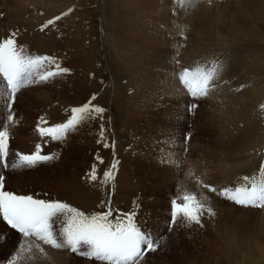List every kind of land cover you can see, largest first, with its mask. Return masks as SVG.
Listing matches in <instances>:
<instances>
[{"label": "rangeland", "instance_id": "obj_1", "mask_svg": "<svg viewBox=\"0 0 264 264\" xmlns=\"http://www.w3.org/2000/svg\"><path fill=\"white\" fill-rule=\"evenodd\" d=\"M33 1L34 0H0V39L5 38L8 34L12 32H16L18 43L20 45H23L20 42V40L22 39L20 38V35L22 33L23 35L28 34L27 31H23L24 29H27L29 26L34 24L35 21H37V15L47 18V21L48 19L53 18V16L49 13L56 12L57 15H61L62 13L68 12L69 9H72L71 13H69L67 16H63L62 19L58 21L55 26H52L50 29H46L43 33L46 36L43 40L48 45L47 54L53 55L55 57L57 56L59 58L60 63L62 62L61 64H63L64 67H69L71 69V73L64 76L66 77V79H64L66 81L64 82H62L63 77L56 78L58 84L63 83L62 85L63 87H65L63 88V90L66 89L65 92H63L62 90L59 95H57L59 88H56V83H54V81L47 84L30 86L27 89H23L22 92L18 94V100L14 105L15 116L18 123H16V126L15 124L9 125V131L11 134L10 149H12V153L9 155V162L16 158L14 154L19 151L21 146L24 148H26L27 146H31V149L34 150L33 144L29 142H24V144H21L20 141H15L18 136H33L35 134L33 129H35V125L37 122H35L34 120L37 121L41 116L47 114L43 117H45L49 121V123L63 122L64 119H67V117L70 115L71 107L79 104L81 101V104H83L92 96L93 93L96 94L97 98L95 100V103H98V105L106 109L103 120L107 118L109 116L108 114L110 113H116L117 115L118 112L121 113L120 110L124 109L127 114L129 109H132L134 117H129V120L132 121V127L130 128L132 137L128 136L129 132L127 131V129H129V126H126L127 123H124V119L120 117L119 113L117 117V122L114 126V132L120 135L121 143L119 145L121 149L118 150L116 148V144L115 146H113V143L111 141L103 142L101 140L99 132H97L96 135L97 142L99 139L102 142L101 145L96 142V146H99L100 148H102V150L83 148V143L81 141V144H79L78 141H76L78 145L75 144V140L81 137L88 138L89 140L94 138L91 129L92 124L95 123L94 121L99 120L96 119L94 121H89L88 123H84V125H81L79 131H76L71 134L70 137L65 140L66 142L61 141L63 143H60L55 148L56 150L54 156L56 157V159L50 161V165L58 164L59 166H65L66 164L69 167V171L75 168V166L79 167V165L83 164L88 166L86 167L84 165V168H82L83 170L81 169L83 171L81 172V174L80 172L76 174L73 171L67 172L66 174H64V176L65 178L68 177V179H74L75 176H81L85 173V175H88L93 165L96 166L98 179L97 181L92 183L96 184L97 187H100V195H102L103 193L107 195L106 200L110 201V206L113 208V210L120 214L135 212L136 215L134 219L136 218V221H139L136 224L139 228L142 229V231L152 233L154 236H163L164 239L162 245L160 246L157 252L149 255L146 264H234L233 260L230 259L231 256L228 253L229 249H225L222 246L220 238L218 237L216 232H214V228L217 225L219 226L218 223L220 221V224H226L227 227H229L230 229V226H233L232 228H235L236 231H238L237 233L239 234V232L244 231L243 228L240 227L242 225H240L239 223L246 219L244 221V224L248 225V227H252L256 223L255 221L260 220V214L256 212L240 214L235 212L236 210L231 211L232 205L237 208L240 206H236L233 202L231 203V201L225 200L223 197H218L217 195L212 193L209 194L205 189H203L197 184V179L205 183H212L214 187H216L217 189H221L225 186L234 187L242 183V177L247 174H243L244 171H241L238 172L240 175L237 174L236 176L235 174L234 176H230V174L226 173L225 176L217 175L218 177H216V172H213V168H211V157L208 154H206L201 160H197L200 152L202 153L203 145H205L206 142L207 145H210V143L208 142H211V133L215 134L214 128L209 127V125H211L209 124L211 121L209 119L211 118L209 117V112L207 109H203L206 108L205 106H203L205 99L200 100V102L194 101L193 98L186 95L185 92H183L184 97H182V99L168 98L166 95V98H164V96L161 97L163 99L157 98V92H161L163 91V89L165 90L164 87L169 86L170 88V84L168 83H173L175 87L179 88V90L182 88L177 84L176 74L181 71L183 67H194L197 63H204L206 60L211 59L213 57H218L221 61H226V64H228L232 60L233 54L223 52V49H221L224 48L225 46L223 45L227 43L213 40L212 43H209L206 46L207 48H205L208 49L210 52H208V50H205L203 47H200V49L198 50V54H188L186 53V50H191L189 48L192 47V44L195 45L193 37H190L189 27L187 28L189 31L188 32L183 30L182 27L174 26L175 28L173 30L176 32V36H174V33L171 31V29H169L167 32L159 35V38L157 37L155 39L156 42L159 43V45L156 42H152L149 45L148 50L145 48L143 54L141 56H137L136 53H139L142 49L139 47L138 43H135L136 45H138L136 53H134L135 50L133 48L131 52H126L125 50L127 49L130 39L123 34L124 26H122V18H120L121 8L119 5L121 4L119 3V0H41V3L40 0H35L37 2ZM217 2L223 4L224 1L222 2V0H217ZM45 7H47V10ZM118 7L120 8L119 10L117 9ZM31 15H34L35 17ZM72 17H74V19ZM25 21L27 23H25ZM74 22H76L77 24ZM28 24L31 25L28 26ZM120 26L123 28H121ZM39 29L40 27L38 28L37 32H39ZM79 29L82 30L80 31ZM121 30L123 32H121ZM79 32H81V34H84L86 40H84L86 46L83 49L91 50L93 52L94 58H96V60L98 61L97 66L99 68V76L96 78L95 73H92L90 76L89 73H87L91 81H87L85 78V74H83L82 72L77 73V75L74 74L76 73V66L75 63H72L76 61V56L78 57L81 55V45L80 41L78 40V34H80ZM179 33H183V36L187 37L186 42ZM155 34H157V32H155ZM177 34H179V36ZM187 34L189 37L187 36ZM147 35L152 36L148 32ZM164 36L166 40H164ZM178 38L181 39L179 40ZM161 39H163L162 42L165 45L161 42ZM27 42L24 43V46L32 54H37L34 53V50L32 49V47L34 48L33 44H31V42H28V44ZM26 44H28V46ZM156 45L159 47H157ZM189 45L191 47H189ZM129 46L131 47V44ZM171 47H174L173 50L171 49ZM216 51L218 54H216ZM147 53L151 55L150 59H147L145 57ZM128 55H130L132 58L128 59ZM185 55H188L187 58H185ZM63 57L66 58V61L67 59L69 60L68 64H64L66 62H63L65 61V59H62ZM99 57L101 58V60ZM139 57H143V60L141 59L142 61H139ZM71 59L73 60V62ZM171 59L174 60L172 61ZM177 60L179 61V64L176 63ZM144 64L148 65H145L144 67ZM170 65L172 66L170 67ZM228 69L229 66L227 65L226 70ZM72 74L73 76L76 75L77 79L74 78V80L72 78V80H68L67 77H72ZM137 82L139 83L137 84ZM158 84H160V86ZM79 85H81V87ZM114 89L116 90V92L117 89H119L120 93H123L124 102L122 103V105H118L117 103H115L113 96ZM61 100L63 103L61 102ZM129 101L133 104H129ZM155 101L156 104H153L152 107H149V110H147L148 103H155ZM137 102L141 104V107L139 106L140 104H137ZM193 102L199 103L198 110L194 112L188 111L189 105ZM36 103L38 106H36ZM54 103L57 105H55ZM73 103L76 104L74 105ZM58 106H60L61 109H59ZM48 112H50L49 115ZM141 112L142 114L147 112L149 114L147 116L144 115L146 118L144 116L140 117ZM41 113L43 114L41 115ZM206 113L208 114V116ZM126 114H121V116L123 117V115ZM5 117L6 112L0 110V121H5ZM31 120H33L35 123ZM23 122L27 123L24 126L26 129L24 127H20ZM0 130H2V124H0ZM125 130L127 132V138H123V135L120 134L122 133V131L124 132ZM80 132L82 133L80 134ZM166 132L170 133L167 134ZM166 134L167 136H165ZM187 136H190L191 140L188 144H185L183 138ZM233 140H235V137ZM69 141L74 142L70 143ZM105 143H107L109 147L105 148ZM185 147L189 149L187 152L182 151V149ZM198 147L201 151L197 149ZM44 148L45 152H48V150H50L48 146H44ZM113 150L121 151V153L115 154ZM98 157L104 161L103 164L99 163V160L97 159ZM62 158H65L67 162L61 161ZM114 160L119 161L117 169L115 171V178L106 187L102 186L100 184L102 174L105 170L110 168ZM83 161L86 162L83 163ZM51 167L52 166H50V168L47 167L46 169H41V167L37 166L32 169H22L15 171L12 170L11 167H9L8 169L0 168V175H4L9 181V185H12V187H14L16 191V187L18 189L19 185L17 178L20 172V174L25 175H22V177L24 176L25 181L19 185V189L25 187L24 189H22L23 192L25 190L36 191V189L32 187V184L29 183L31 177L37 176L43 171H48V169H50L51 171ZM65 171L68 170L62 169V173ZM122 172H127L129 180H127L126 176H122ZM28 173L29 175L27 176L26 174ZM237 176L238 179H236ZM39 179L42 182L44 179H47V177H40ZM44 181V184H48L52 187L54 186V178L52 175H49L48 180ZM35 182L38 183V178H36ZM110 187L111 190L108 191ZM183 191L195 192L200 199H204V202L206 201L204 195H207L206 197L208 198L206 203L210 204V206L214 209L216 215L215 217H209L208 215L203 216V227L197 225L186 226L181 223L175 226L171 231H168L167 224L170 216V201L175 195ZM120 193H123V195L126 197L124 202L120 196ZM46 194L52 196L51 199H58V196L60 195H55L54 193L48 190H45L44 195ZM216 197L219 198V201L221 203L214 199ZM128 201H130V203ZM222 206H224L225 208ZM102 207L103 205L101 203V206L98 211L103 210ZM226 207H228L229 210ZM247 209H249L250 211H255L254 209L258 208L248 207ZM228 213L229 219L228 217H226L228 216ZM230 214H236V216H234L236 217V219H234V217L231 218ZM246 234L248 235V232H246ZM16 251H18V246L11 244L10 240L6 239V243H4L3 246H0V264H7L8 259L12 255H15ZM249 253L250 254L248 256L244 257L243 255L247 253L239 255L240 264L264 263V259H261V257L264 258V250L260 253L258 251ZM235 255H237L238 259L237 252ZM75 257L77 263L73 261L72 264H87L86 261H89L87 258L81 257L77 254H75ZM249 260L250 263L248 262ZM97 263L98 261L96 262L95 260L94 264ZM100 263L101 262H99L98 264Z\"/></svg>", "mask_w": 264, "mask_h": 264}, {"label": "bare ground", "instance_id": "obj_2", "mask_svg": "<svg viewBox=\"0 0 264 264\" xmlns=\"http://www.w3.org/2000/svg\"><path fill=\"white\" fill-rule=\"evenodd\" d=\"M37 1L34 0L33 2H37ZM119 1H120L119 3L121 4V5H119L121 8V14H120L121 17L120 18H122L121 23H122V26H124V29H123L124 33L123 34L130 39V42L127 46V49H125L126 47L124 48L126 50V52H131V50L133 48L135 50L134 53H136V50L138 49L137 48L138 45H136L135 43H138L139 47L142 49L140 50L139 53H136V54H137V56H141L143 54L144 49L146 48L148 50L149 45L152 42H156L155 39L159 35H161L162 33H165L169 29H171V31L174 33V36H176L175 35L176 32L173 30L176 26L182 27L183 30H185V31H188L187 28L189 27L190 37H193L195 45L192 44V47L189 45V47H191V48H189V47L188 48L191 50H188V49L186 50V53H188V54H198L199 53L198 50L200 49V47H203L204 49L207 48L206 46L209 43H212L213 40L222 41V42L227 43V44L224 43L225 45H223V43H222V45L225 47L221 48V49H223V52H227L228 54H233L232 60L227 64L229 66V69L225 70L222 73V75H221L222 77L217 82L219 85L217 90L212 92L211 95L204 100L203 106H205L206 108L202 107L204 110L207 109L209 112V117H211V118L208 117L211 120L210 123L208 122L209 124H211V125H209V127L214 128L215 134L211 133V136H212L211 142L210 141L208 142V143H210V145L209 144L207 145L206 144L207 142L205 143V145H203L202 153L200 152L197 160H201L206 154H208L211 157V164H212L211 168H213V172L214 171L216 172V174H215L216 177H218L217 175L225 176L226 173L230 174V176L231 175L234 176V174L236 176L237 174H239L238 172H241V171H244L243 174H247V175L255 174V175L259 176V174H260L259 173V166L262 163L261 155L264 154V109L260 108V105L264 104V0H222V2L224 1L223 4L219 3L220 1L217 2V0H212L211 3H209L208 0H197L195 5L190 7V8H180L176 4L175 0H119ZM40 3H41V0H40ZM42 5H43V1H42ZM45 8L47 10V7H45ZM120 8L118 7L117 9L119 10ZM49 14H51L53 17L57 15L56 12L49 13ZM31 16L35 17L34 15H31ZM116 16H118V15H116ZM15 17H17V16H15ZM74 17H72V18L74 19ZM36 18H38V19H37V21L34 22L35 25L32 23L31 24L34 26H32L31 24H28V26L31 25L32 27L29 26L30 30H29V27L27 29H24L23 32L27 31L28 34L23 35V33L21 32L22 34L20 35V38H22V39L20 40V38H19V40L23 45L27 41L29 43L31 42V44H33V46H34V48L31 46L32 49L34 50V53L47 54L48 53V45L43 40L44 37H46V36L43 34L44 32L40 31V29H39V32H37L38 28L46 21L47 18L42 17V16H38V15ZM25 23H27V22L25 21ZM25 23H24V25H25ZM74 23H76V22H74ZM117 24H119V23H117ZM70 26H71V24H70ZM21 27H23V26H21ZM121 28H123V27H121ZM22 30H23V28H22ZM76 31H77V29H76ZM121 32H123V31L121 30ZM147 32L150 33L152 36H148ZM155 32H157V34H155ZM77 33H78V31H77ZM79 33L80 34H78V40L80 41V45H81V47L79 46L81 49L80 50L81 55L78 57L76 56L75 62H73V60L71 59L73 62L72 64L75 63V66H76L75 67L76 73H74V74L77 75V73L82 72L83 74H85L86 80L91 81L89 79L87 73H89V76L92 73H95L96 78L99 76L98 75L99 74V68L97 66L98 61L96 60V58H94L93 52L91 50L83 49L86 46L84 43L85 37H84V34H81V32H79ZM73 34H75V33H73ZM179 34H177V35L179 36ZM86 35H88V34H86ZM68 36H69V34H68ZM187 36H188V34H187ZM164 40H166L165 36H164ZM162 41H163V39H161V42ZM184 41L186 42L187 40L184 39ZM156 43H158V42H156ZM28 44H26V45L28 46ZM130 44H131V47L129 46ZM158 45H159V43H158ZM122 47H123V45H122ZM157 47H159V46H157ZM173 48L171 47L172 50H173ZM94 50H95V47H94ZM155 50H157V49H155ZM205 50H208V49H205ZM217 51H216V54H218ZM208 52H210V51L208 50ZM223 52H222V54H223ZM154 53H155V51H154ZM200 53H202V52H200ZM204 54H205V52H204ZM177 55H179V54H177ZM187 56L185 58H187ZM207 56H209V55H207ZM145 57L147 59H150L151 55H149L147 53ZM127 58L131 59L132 57L130 55H128ZM182 58H183V56H182ZM62 59L63 60L65 59V61H63V62H66V63H64L65 65L68 64V61H69L68 59H67V61H66V58H64V57ZM141 59L143 60V57L138 58L139 61ZM100 60H101V58H100ZM153 60H154V57H153ZM171 60L173 61L174 59H171ZM134 61H132V62H134ZM129 63H130V61H129ZM168 64H169V61H168ZM145 65L147 66L148 64H144V67H145ZM172 65H170V67ZM120 67H122V66H120ZM167 68H169V67H167ZM76 75L73 76V74H72V77H67V78H68V80H70V79L72 80V78L77 79ZM166 77H167V75H166ZM85 78H84V80H85ZM168 78H169V76H168ZM62 79H63L62 82L66 81V80H64V79H66V77H64V76ZM79 80H81V79H79ZM79 80H78V82H79ZM53 81H54V83L57 84V85L55 84L56 88L58 87L60 90V91L58 90V92L55 90L57 92V95H59L62 92L63 88H65V87H63V85H62L63 83L58 84L57 83L58 81H56V79H54ZM161 81H162V79H161ZM224 81H228V83H223ZM81 83H83V82H81ZM138 83L139 82H137V84ZM151 83H152V81H151ZM74 84H75V81H74ZM168 84H170V88H169V86L164 87L165 90L162 88L163 91L157 92V98L158 99L163 97V96H164V98H166V96H167L168 98H174V99H182V97H184V95H183L184 91L182 88L179 90V88L175 87L173 83H168ZM76 85H77V81H76ZM87 85H85V86H87ZM158 85L160 86V84H158ZM241 85H245L246 87H244L241 91H234V89L239 88ZM79 86L81 87V85H79ZM56 88H53V89H56ZM65 90H63V92H65ZM89 90H90V88H89ZM113 92H114L113 96H114L115 103H117L118 105H122V103L124 102L123 93L121 94L119 89H117V92L114 89ZM148 93H149V91H148ZM161 99H163V98H161ZM61 102H62V100H61ZM81 103H82V101L77 105H81ZM128 103L131 104L132 102L129 101ZM96 104H98V103H96ZM137 104H140V103L137 102ZM153 104H156V101H155V103L154 102L148 103L147 110H149V107L151 108ZM55 105H57V104H55ZM77 105H75V106H77ZM36 106H38L37 103H36ZM139 106L141 107V104ZM143 106H145V105H143ZM58 107H59V109H61L60 106H58ZM28 108H31V107H28ZM52 108H54V107H52ZM36 109H38V108H36ZM39 110H40V108H39ZM120 111H121V113L118 112L120 117L122 119H124V123H127V125L126 124L125 125L129 126V129H127V131L129 132L128 136L132 137L131 132H130V128L132 127V121L129 120V117L130 118L134 117L133 111H132V109H129L127 114H126L124 109H122ZM118 113H117V115H116V113L115 114L110 113V114H108L109 116L107 118H105L104 120H101L98 118L99 120L94 121L95 123L92 124V129H91V131L93 132V136H94L93 139L89 140L88 138L81 137V138L76 139L75 142L78 141V143L81 144L80 143V141H81L83 143V145H82L83 148L102 150V148H100L99 146H96V142H97V136L96 135H97V132L100 133V126H101V124H103L105 131H104L103 139H101V140L103 142H110L111 141L113 143V146H115V144H116V148L118 150L121 149V147L119 145L121 143L120 135L117 134L116 132H114V126H115V123L117 122ZM149 113H150V111H149ZM149 113L147 112V113L142 114V112H141L140 117H142L144 115L147 116ZM42 114L43 113H41V115ZM44 114H46V113H44ZM49 114H50V112H48V115ZM121 114H126V115H123V117H122ZM46 115H43V116H46ZM58 116H60V115H58ZM207 116H208V114H207ZM27 117H29V116H27ZM208 118H207V120H208ZM158 119H160V118H158ZM31 121H33V120H31ZM34 121L37 122L36 120H34ZM28 122H30V121H28ZM54 122H55V120H54ZM56 123H58V122H56ZM26 124H27L26 122H23L20 125V127H24ZM52 124H54V123H52ZM15 126H16V124H15ZM31 128H33V127H31ZM164 130H166V129H164ZM31 131H32V129H31ZM33 131H34V129H33ZM81 133L82 132H80V134ZM126 133L127 132L125 130L124 132L122 131V133H120V134L123 135L122 136L123 138H127ZM168 133H170V132H168ZM167 134L165 136H167ZM70 135L68 136V138L70 137ZM10 136H11V134H10ZM234 137H235V140H233ZM101 140L99 139L97 142L99 145H101V142H102ZM15 141L16 142L20 141L21 144L22 143L24 144V142H27V143L29 142V143L33 144V146H35L36 143H44L43 141H41V138L39 137V135L37 133H35L33 136H27V135L26 136H18ZM72 142H74V141H71L70 143H72ZM60 143H63V142H53V141L48 140L47 143H45V146H48L50 148V150H48V152L46 151L45 153L46 154H52L54 156L55 155L54 153L56 150L55 148ZM75 144H77V142ZM27 147L24 148L21 146L19 151L23 152V153L31 152L32 147L31 146L28 148ZM45 148H47V147H45ZM197 149L199 150V147ZM199 151H201V150H199ZM113 152H115V154L121 153V151H116V150H113ZM11 153H12V149H10L9 155ZM76 160H74V161H76ZM61 161H66V160H65V158L64 159L62 158ZM61 161H60V163H61ZM86 161H83V163H85ZM84 165L85 164L79 165V167L75 166V168H73V169L71 168L72 170L71 169L70 170L73 171L75 174L78 172H80V174H81V172H83L82 168H84ZM38 166L41 167V169H46L47 167L50 168V166H52V167H51V171H50V169H48V171H43L41 174H38L37 176H33V177L30 176L31 180L29 181V183L32 184V187L34 189H36V191L25 190L23 192L22 189H24L25 187L24 188L22 187V189L21 188L19 189V185L25 181L24 180L25 175L20 174V172H19L18 178H17L18 183H19L18 189L16 187V191H15L14 187H12V185H9V181L6 179L5 190L10 191V192H14L16 194L33 195L35 198H40V199H51L52 196H50L48 194L44 195L45 190H48V191L54 193L55 195L60 194L58 196L59 200L67 202L70 205L76 207L77 209L84 211L87 214L99 212L98 209L101 206V202L105 201L107 199V195H105L104 193L102 195L99 194L100 187L99 186L97 187L96 184L90 182L88 180V175H85L86 174L85 172H84L85 174H83L81 176H75L74 179H71V178L68 179V177L65 178L64 174H66L67 172H71V171H69V167L66 164H65V166H61V165L59 166L58 164L57 165H50V162H49V164L47 162V163H44V164H41ZM85 166L88 167L87 165H85ZM62 169H66L68 171H65L62 173ZM126 170H127V168H126ZM22 175H24V176L22 177ZM26 175L28 176L29 173ZM49 175H52L54 178V186L53 187L48 185V184H44L45 183L44 180H48ZM242 175H241V177H242ZM122 176H126L127 180H129V176H128L127 172H122ZM238 176L236 179H238ZM40 177H47V179H44L41 182L39 179ZM36 178H38V183L35 182ZM233 178H235V177H233ZM225 179H227V178H225ZM50 181H51V179H50ZM28 185H30V184H28ZM35 186H39V187H35ZM109 190H111V187H110V189H108V191ZM98 194H99V196H98ZM202 195H203V193H202ZM120 196L124 202L126 197L123 195V193H120ZM206 196L204 195V198ZM209 197H210V195H209ZM214 199H216V201L221 203L219 201V198L216 197ZM205 200H206L205 201V203H206L207 199H205ZM203 201H204V199H203ZM208 201H210V200H208ZM128 202L130 203V201H128ZM208 205H210V204H208ZM224 206H222V207H224ZM226 208L229 210L228 207H226ZM231 208H232L231 211L236 210L235 212L240 213V214L250 213V212L255 213L256 212V213H259L260 214L259 217H261L259 221H255L256 223L252 227H248V225L244 224V221L246 219L244 221H242L241 223H239L242 226H240L239 224L238 225L241 228H243V230H244V231L239 232V234L237 233L238 231H236L235 228H232L233 226H230L231 227V229H230L229 227H227L226 224H220V221L218 223L219 226L217 225L218 227L216 226L214 228V232H216V234L220 238L222 246L225 249L226 248L229 249L228 253L231 256L230 259L233 260L234 264H240V262H239V255L240 254L247 253V254L243 255V257H244V256H248L250 254L249 252L258 251L260 253L264 250V209L258 208V209H254L255 211H250L246 207H238L237 208L234 205H232ZM235 212H233V213H235ZM236 214L235 215L230 214V217L233 218L234 216H236ZM246 215H248V214H246ZM221 216H222V214H221ZM226 217H228V219H229V213H228V216H226ZM234 219H236V217H234ZM228 221H230V220H228ZM134 222L138 223L139 221H136V218H135ZM249 223H250V220H249ZM210 224H211V222H210ZM212 228H213V226H212ZM0 229H6V225H4V223L2 221H0ZM152 232H153V230H152ZM246 232H248V235L246 234ZM6 236H7V240H10L11 244L18 246V244H17L18 234H16L14 232V230H7ZM217 238H215V239H217ZM45 247H47V246H45ZM210 250H212V249H210ZM236 252L238 254V259H237V255H235ZM214 255H215V253H214ZM49 256H50V259H43L42 258L41 260H39L37 262V264H72L73 261L75 263H77L75 254L71 253L70 251L50 249L49 250ZM73 257L75 258V260ZM261 259H264V258L261 257ZM97 261L98 260H96V262ZM94 262H95V260L86 261L87 264H94ZM99 262H101L100 264H105L103 261H98V263ZM248 262L250 263V260ZM253 263H255V262H253Z\"/></svg>", "mask_w": 264, "mask_h": 264}, {"label": "snow or ice", "instance_id": "obj_3", "mask_svg": "<svg viewBox=\"0 0 264 264\" xmlns=\"http://www.w3.org/2000/svg\"><path fill=\"white\" fill-rule=\"evenodd\" d=\"M180 8H190L197 0H175ZM209 3L212 0H208ZM72 12L56 15L40 26L44 32L55 26L63 16ZM183 39L187 37L183 36ZM179 64V61L176 62ZM227 64L218 57L197 63L194 67H183L177 75V83L186 95L194 101L208 98L219 87L218 81L226 70ZM71 73L58 57L48 54H32L24 45H20L17 33L12 32L0 39V110L6 112L5 121H0V168L12 170L32 169L38 165L56 159L44 151L48 140L65 141L68 136L79 130L80 126L96 119L103 120L106 109L95 103L96 94L83 104L73 106L70 115L63 122L49 123L45 117L37 120L34 132L44 143H36L29 153L17 151L15 159L9 162L10 131L9 125L18 123L14 105L18 94L33 85L52 82L54 79ZM223 83H228L224 81ZM241 85L234 91H241ZM199 103L193 102L188 111H196ZM264 109V104L260 105ZM103 124L100 136H104ZM190 136L183 141L188 144ZM107 148L109 145L104 144ZM187 147L182 151L187 152ZM103 164L101 158H97ZM259 166V176L244 175L242 183L217 189L211 183L197 179V184L208 193L223 197L240 207L264 209V154ZM119 161L114 160L110 168L102 174L100 184L107 186L115 178ZM98 179L97 168L93 165L88 173V180ZM6 177L0 175V221L6 229H0V246L6 243L7 230H14L17 237L18 251L7 264H37L39 260L50 259L49 250H66L85 257L88 260L103 261L105 264H146L150 254L158 251L163 243V236H154L142 231L134 222L135 212L119 214L110 206V201H102L103 210L87 214L67 202L58 199H40L33 195L16 194L5 190ZM208 197H205L207 199ZM216 215L214 209L201 200L195 192L183 191L170 201V216L167 230L175 226L197 225L203 227L202 217ZM47 246V247H45Z\"/></svg>", "mask_w": 264, "mask_h": 264}]
</instances>
